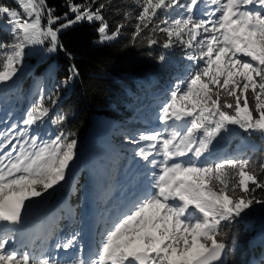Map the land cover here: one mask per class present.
Listing matches in <instances>:
<instances>
[{
	"label": "snow or ice",
	"instance_id": "6c2138e0",
	"mask_svg": "<svg viewBox=\"0 0 264 264\" xmlns=\"http://www.w3.org/2000/svg\"><path fill=\"white\" fill-rule=\"evenodd\" d=\"M132 2L140 11L131 42L143 37L149 48L179 46L195 65L176 78L160 105L162 129L127 138L134 157L153 170L146 174L147 187L134 192L125 209L109 219L98 233V247L87 255L83 246L77 249L79 233L55 243V250L71 253L65 258L47 248L38 253L16 248L30 207L26 202L61 185L76 156L73 133L44 139L32 131L50 117L48 102L55 104L52 96L41 94L21 122L0 121V264H225L226 228L253 204L264 205L256 195L264 192V161L244 153L210 159L214 143L230 135L231 126L248 133L247 139L253 134L264 139V0ZM13 3H0V33L7 34L0 39L4 88L15 83L26 50L46 44L48 52L62 48V30L98 22L99 42L104 43L116 40L125 27L120 22L109 31L103 13L111 0H66L73 18L68 12L56 16L48 0ZM123 16L132 19L129 12ZM166 59L158 57L161 63ZM71 71L76 74L74 66ZM64 120L57 115L52 123Z\"/></svg>",
	"mask_w": 264,
	"mask_h": 264
},
{
	"label": "trees",
	"instance_id": "16d2710c",
	"mask_svg": "<svg viewBox=\"0 0 264 264\" xmlns=\"http://www.w3.org/2000/svg\"><path fill=\"white\" fill-rule=\"evenodd\" d=\"M74 2L82 4L84 0H74ZM0 3L15 7L13 0H0ZM99 3L107 4L108 0H97V4ZM48 4L56 10V16L63 17L68 12L66 0H48ZM117 9L120 10V14H117ZM139 11L132 0H111V5L106 7L103 13L109 24V31H113L118 23H125L116 42L94 46L93 41L98 37L96 30L98 24L81 22L59 33L63 47L58 48L57 51L48 52L47 44L26 50L28 54L17 74L16 80L21 96L13 100L18 105L19 111L26 113L39 99L41 94L38 93H35L31 99L27 98L26 85L42 75L48 81H53V86L47 85L42 95L45 98L52 96L55 104L48 102L52 108L50 117L35 128L42 130L50 138L61 131L73 133L71 138L77 142L76 156L71 162L77 164L76 177L67 186L59 187V192L51 196L50 200L51 206L55 207L57 213L65 219L62 225L65 222H76V214L83 208L89 194H96V201H103V197L98 196L97 190L111 174L110 160L105 156L101 157L100 175L95 185L90 180L88 169L79 163L89 139L94 134V119L105 117L110 122L111 132L116 130L115 126L122 121L131 125L141 121L140 112L144 109L147 114L149 112V104L144 101L163 90L167 83L173 85L176 78L185 75L186 70H190L192 65V62L187 61L185 51L179 46L165 50L158 43L149 48L143 37L135 44L131 42L133 25L136 23L135 17ZM124 12L131 13L132 19L125 21ZM68 15L69 18H73L72 13L68 12ZM0 39H7V34L0 33ZM159 39L163 41L162 34ZM161 54L167 58L163 63L158 60ZM73 66L76 69L75 75L71 71ZM0 89H3L1 93L7 90L4 86H0ZM168 93L165 92L160 97V103L155 105L157 111L169 98ZM8 95L5 94L6 97ZM57 115L65 116L62 125L52 123V119ZM147 119L149 121V118ZM128 129L124 128L125 131ZM234 130L230 135L225 134V139L218 138L214 148L218 149L226 145L231 157L240 154L236 146L241 144L244 154L253 161H264V139L258 138L255 134L251 139H247L248 133L240 129V132L235 133ZM134 134H136L134 131H129L126 138ZM110 137L113 138L112 140H117L114 135ZM215 154L218 155V159L225 157L219 151ZM48 193H44L43 196ZM256 195L258 198H264V192L261 190H257ZM62 201L65 202L70 213H63L59 206ZM256 208L259 209L257 212L263 215V220L249 223L237 218L226 228L229 250L226 264H264V205L253 204L243 215L255 216Z\"/></svg>",
	"mask_w": 264,
	"mask_h": 264
},
{
	"label": "rangeland",
	"instance_id": "374dc122",
	"mask_svg": "<svg viewBox=\"0 0 264 264\" xmlns=\"http://www.w3.org/2000/svg\"><path fill=\"white\" fill-rule=\"evenodd\" d=\"M84 22H87V21H84ZM87 23H89V22H87ZM95 23L98 24V22H95ZM89 24H91V23H89ZM118 39H119V37L116 40L111 41V42L100 43L99 42V34H98V37L93 41V45L94 46H101V45H106V44H112V43L116 42ZM16 79L17 78L15 77L14 78L15 83L9 82V86L6 87L7 90L5 92H2V93L0 92V121H7L8 123L21 122L23 117H24V116L21 117L19 115L18 105L13 100V99L16 100L17 96H19V97L21 96V94L19 93V87H18ZM47 85L53 86V81H48L47 79H45V77L40 75L31 84L26 85L28 88L27 98L31 99V97L35 93H38L39 95L42 94L43 92L41 93L40 90L43 89V91H44V88ZM5 94H9L7 98H6ZM93 124H94V127H93L94 135L88 141L87 147H86L85 152H84V158L81 161V163H82V165H85L87 168L90 169L91 181L93 184H95L96 179H97V167L99 165L97 163H99L101 156L104 155V156L111 157V159H110V162H111L110 170L115 171L118 164H120L122 161L121 159L123 157V153L126 152V150H128L129 147H131V145L128 144L127 142H124V141L117 144V142H115V140L113 141V140L108 138V134H107V132H104V129H107V131L110 132L112 128H111L110 122L105 117H96L94 119ZM22 126L23 125L21 124V127ZM0 127H3L2 123H0ZM126 127H130V125L128 122H125V121H122L115 126L116 130H113V135L117 138V140L123 139L122 136H125L124 128H126ZM162 127L163 126L160 124V122H158L156 125V129L161 130ZM231 127L233 129H235L234 130L235 133L240 132L239 129H236L235 126H231ZM32 131L34 133H39V135L45 139L43 134L41 132H39L38 129L33 128ZM118 137H120V138H118ZM226 148H227L226 145H223L222 147H220L219 150L221 152H225ZM236 149L240 151L239 152L240 154L244 153L241 144H238L236 146ZM182 159L185 160V159H187V157H184ZM139 164L143 165L144 162L140 161L138 157H133L129 163V166H128L129 169L120 177V180H119V182L116 183V185L119 186L124 181L126 182V184L130 185L134 176H139L142 172V171H138V169H137ZM146 168L150 172L153 171L152 169H150L148 167H146ZM77 170H78V167H76L75 164H71V167L69 168L68 173L66 175V179H65V181L61 182V185L56 186L54 189H50L48 195H46V196L34 198L33 201L26 202L27 204L30 205V207H27L25 210L26 216H24L23 223L27 221L26 217H28L29 219L32 217L31 220H29L28 225L32 224V222H33L34 225H31L30 227L33 226L34 229L32 230V232L30 231L29 233H24L22 231L23 224L21 226H19L20 231L18 233L17 242L14 245L16 248H19L21 251H25V250L31 251L33 249L32 246L33 247L37 246V243H35V242H34V244L32 243L33 245L31 244L32 240L41 239L42 236H44L45 233L49 231L50 227H53V228L57 227V223L59 221H61L60 216H59L60 214L59 215L57 214L56 208L50 206V202L48 201V199L50 198V196H53L54 194H56L58 192L59 187L69 184V182L73 178L76 177ZM146 183L148 185L149 177H146ZM140 185H141V182H139L137 184L138 187ZM128 195H129V190L126 193V196H128ZM59 206L62 209L63 213H68L67 205L65 204L64 201H62ZM247 210L248 209H246V211ZM258 210L259 209L256 208V210H255L256 215L255 216H244L243 215L244 213H242L241 217L239 219H243L244 221H247L249 223H251L253 221L259 222V221L263 220V215L261 213L257 212ZM42 216H44V217L41 218ZM111 217L112 216H110L107 219L109 220ZM35 221H36V223H35ZM37 225H39V227H37V229H35V226H37ZM101 231H103V229H101ZM73 233H79L78 245H77V249H78L81 246V241H82L81 229H77L75 232H71L69 229H65V230H63V232L61 234L54 236L56 239L55 242L48 239V237L50 235L47 234L48 237L43 242L46 243L47 248L50 251H52L55 255L60 257V255H61L60 250L54 249L55 243L57 241H60L62 239L67 238L68 236H70ZM23 247H24V249H23ZM72 251L74 252V251H76V249H74ZM87 253H88V250L84 249L83 254L87 255ZM69 254H71V253H68V255ZM65 257L66 256L60 257V258H65Z\"/></svg>",
	"mask_w": 264,
	"mask_h": 264
},
{
	"label": "bare ground",
	"instance_id": "6f19581e",
	"mask_svg": "<svg viewBox=\"0 0 264 264\" xmlns=\"http://www.w3.org/2000/svg\"><path fill=\"white\" fill-rule=\"evenodd\" d=\"M24 216H26V214H24ZM43 217H44V216H42L41 218H43ZM31 218H32V217H31ZM26 220H27V221H26V222H24V223H23V225H25V224H27V223L29 222V218H28V217H26Z\"/></svg>",
	"mask_w": 264,
	"mask_h": 264
},
{
	"label": "water",
	"instance_id": "95a60500",
	"mask_svg": "<svg viewBox=\"0 0 264 264\" xmlns=\"http://www.w3.org/2000/svg\"><path fill=\"white\" fill-rule=\"evenodd\" d=\"M226 262H227V259H226V257H225V264H226Z\"/></svg>",
	"mask_w": 264,
	"mask_h": 264
}]
</instances>
